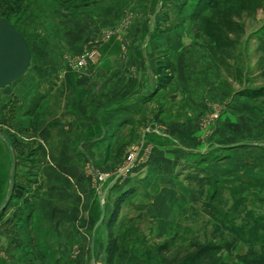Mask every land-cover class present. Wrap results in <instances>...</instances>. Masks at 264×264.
Wrapping results in <instances>:
<instances>
[{
    "label": "rangeland",
    "instance_id": "rangeland-1",
    "mask_svg": "<svg viewBox=\"0 0 264 264\" xmlns=\"http://www.w3.org/2000/svg\"><path fill=\"white\" fill-rule=\"evenodd\" d=\"M0 17L16 25L33 55L27 73L0 90V175L7 179L9 191L12 185L3 219L13 235L6 241L1 238L0 253L13 245V251L34 258L41 250L59 253L57 259L39 258L41 264H107L106 220L116 197L111 185L100 188L94 201L97 212H61L60 221L44 224L38 234L25 227L20 236L18 220L33 208L46 181L35 169L24 173L19 183L16 177L11 183L8 165L9 145L19 155L40 153L35 148L38 119L33 110L44 96L38 89L41 79L57 78L66 65L78 63L86 51L99 52L104 43L115 53L112 63H169L168 80L176 70L171 63H185L187 85L180 84L184 89L173 94L177 100L184 91L188 107L198 109L189 126L202 130L205 137L219 126L225 141L252 146L258 153L253 167L264 172V0H0ZM14 89L17 94L9 101ZM133 151L139 162L147 148L125 149L122 169ZM258 172L253 169V174ZM239 183L244 181L219 185L214 207L201 202L172 230L166 240L170 255L214 240L233 245L232 254L227 250L218 254L221 262L235 264L238 255L251 249L264 256V180L253 181L246 191L238 188ZM121 215L113 264H160L157 247L163 243L153 237L154 229L132 228L131 211L125 206ZM19 237H24L22 243H11Z\"/></svg>",
    "mask_w": 264,
    "mask_h": 264
},
{
    "label": "crops",
    "instance_id": "crops-1",
    "mask_svg": "<svg viewBox=\"0 0 264 264\" xmlns=\"http://www.w3.org/2000/svg\"><path fill=\"white\" fill-rule=\"evenodd\" d=\"M98 49L85 66L66 65L57 78L38 83L44 96L33 110L38 119L33 134L40 153L29 157L15 149L14 178L19 183L24 173L36 169L46 186L35 199L31 219L19 218L16 233L21 236L26 227L36 235L44 224L60 221L61 212H97L94 201L100 188L111 185L115 196L138 188L125 205L131 211V227H151L157 243H164L214 185L264 176L251 164L258 154L252 146L225 141L219 126L206 137L189 126L199 111L188 107L184 91H179L177 100L173 94L184 89L180 84L187 85L185 63H171L176 70L168 80L169 63H112L115 53L107 43ZM15 92L10 91L9 101ZM137 146L147 148L145 156L124 172V151ZM50 147L57 148L56 153ZM8 150L11 168L10 145ZM253 169L259 172L253 174ZM10 194L7 179L0 175V207ZM4 216L0 217V240L6 241L13 235ZM23 238L11 243L20 244ZM8 248L0 253V264H41V259L60 258L57 252L41 250L39 259L13 251V245Z\"/></svg>",
    "mask_w": 264,
    "mask_h": 264
},
{
    "label": "trees",
    "instance_id": "trees-1",
    "mask_svg": "<svg viewBox=\"0 0 264 264\" xmlns=\"http://www.w3.org/2000/svg\"><path fill=\"white\" fill-rule=\"evenodd\" d=\"M198 6L195 12H199ZM253 162V161H252ZM251 164L253 165V163ZM262 179H255L251 181H244V183H239L238 188L244 189L246 191L252 186L253 181H261ZM255 183V182H254ZM213 191L205 195V201L203 202L206 206H215L214 200L220 196V187L214 185ZM249 192V190L247 191ZM138 193L137 187H130L122 191L119 195H117L114 199L112 211L106 220V229H107V237L105 243V256L107 264H113L117 253L119 251V239L116 234V226L119 221V217L123 212L124 206L127 201L133 198ZM245 195V194H244ZM15 199V198H13ZM19 199V198H17ZM16 199V200H17ZM201 204V203H200ZM33 209V208H32ZM32 209L28 210V213L25 217H20V219L26 221L28 218L32 217ZM6 209H3L0 212V217L4 215ZM170 242L166 241L165 243L159 245L157 247V254L160 260V264H229L225 262H221L218 260V254L222 250H227L232 254L233 245L230 242L221 243L219 241H207V242H196L192 244V247L185 251L182 254L170 255ZM239 262L235 264H264V256H262L257 251L253 249L249 250L246 254L238 255Z\"/></svg>",
    "mask_w": 264,
    "mask_h": 264
},
{
    "label": "water",
    "instance_id": "water-1",
    "mask_svg": "<svg viewBox=\"0 0 264 264\" xmlns=\"http://www.w3.org/2000/svg\"><path fill=\"white\" fill-rule=\"evenodd\" d=\"M32 51L28 40L7 18L0 17V90L21 79L32 65ZM11 183L14 181L15 152L11 147ZM12 190V185L10 191ZM9 202V195L0 207V212Z\"/></svg>",
    "mask_w": 264,
    "mask_h": 264
},
{
    "label": "built area",
    "instance_id": "built-area-1",
    "mask_svg": "<svg viewBox=\"0 0 264 264\" xmlns=\"http://www.w3.org/2000/svg\"><path fill=\"white\" fill-rule=\"evenodd\" d=\"M95 50L92 51H86L84 52L81 57L79 58L78 65L79 66H85L86 63H88L89 60H92L94 55H95ZM97 52V51H96ZM137 154L138 152L133 151L129 156H128V163L126 164L125 168L123 169L124 172L130 171L135 163L137 162Z\"/></svg>",
    "mask_w": 264,
    "mask_h": 264
}]
</instances>
